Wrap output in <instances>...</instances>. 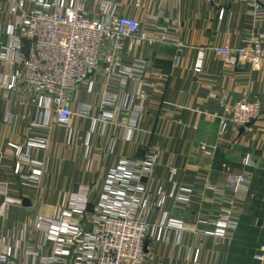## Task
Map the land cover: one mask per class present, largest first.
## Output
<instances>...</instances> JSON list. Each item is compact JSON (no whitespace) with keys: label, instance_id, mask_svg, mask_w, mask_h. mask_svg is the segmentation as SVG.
Listing matches in <instances>:
<instances>
[{"label":"crops","instance_id":"obj_1","mask_svg":"<svg viewBox=\"0 0 264 264\" xmlns=\"http://www.w3.org/2000/svg\"><path fill=\"white\" fill-rule=\"evenodd\" d=\"M71 1L36 0L24 10L64 11ZM77 1L92 20L125 16L150 37L166 38L132 49L128 38L117 45L103 41L97 70L65 93L72 116L62 125L36 87L15 83L7 89L25 48L14 31L21 12L11 13L10 0H0V248L13 249L9 264H73L75 222L89 235L94 222L87 212L107 195L115 198L108 208H130L149 225L144 264H260L264 62L254 71L216 50L238 49L248 34L264 38V5ZM123 67H132L137 79L123 75ZM140 90L145 98L136 96ZM254 98L260 118L235 129L226 121L229 108ZM8 144L23 147L20 168ZM30 175L37 179L24 182ZM114 176L119 179L111 184ZM238 176L247 187L236 193ZM128 193L138 196V204L122 200ZM221 211L229 219L218 223ZM40 218L44 226L38 229Z\"/></svg>","mask_w":264,"mask_h":264},{"label":"built area","instance_id":"obj_2","mask_svg":"<svg viewBox=\"0 0 264 264\" xmlns=\"http://www.w3.org/2000/svg\"><path fill=\"white\" fill-rule=\"evenodd\" d=\"M254 8H261L264 0H244ZM27 2L36 3V0H10L11 13L21 12L20 19L14 25L16 39L24 42L25 53H18L16 58L17 69L14 71L12 83L7 86L11 90L15 83L36 87L48 98L56 109L57 120L62 125H68L72 111L67 105L65 93L75 90L76 86L86 81L99 66V50L103 41L120 44L124 39H130V48L138 42L153 43L155 40H165V36L150 37L140 29L139 23L129 17L118 16L110 20H92L87 17L83 5L77 0L71 1L64 11H49L46 8L32 12L24 10ZM242 41V46L235 50L218 49L216 54L236 64L242 62L252 70L258 71L264 62V38L260 42L252 34ZM160 37V38H159ZM201 53L195 64V71L201 70ZM123 75L134 77L132 67H123ZM144 86L151 87L143 83ZM139 98H145L144 90L135 93ZM226 121L235 129L245 128L261 116V107L258 99L235 101L229 108ZM18 159L16 169L20 168V159L23 147L8 144ZM200 150L205 151L204 146ZM250 161L246 157L245 163ZM174 171V169H171ZM124 171V170H123ZM16 173V171H15ZM37 178L33 175L24 176L23 181L33 182ZM118 180V176L111 178ZM234 192H243L246 181L243 177H235ZM131 206L138 204V196L128 193L123 196ZM114 196L107 195L104 201L94 206L87 216L94 222V229L89 235H83L79 230V222H75L73 244L75 254L73 264H144L145 249L149 225L135 216L130 208L113 206ZM231 204V201H223ZM3 213V208H0ZM229 213L221 211L217 222L229 219ZM44 220L40 218L37 228L41 229ZM69 241V240H68ZM13 259L11 247L0 248V264H9ZM255 259L264 264V246H261ZM50 260L45 264H51Z\"/></svg>","mask_w":264,"mask_h":264},{"label":"rangeland","instance_id":"obj_3","mask_svg":"<svg viewBox=\"0 0 264 264\" xmlns=\"http://www.w3.org/2000/svg\"><path fill=\"white\" fill-rule=\"evenodd\" d=\"M249 126H250V125H249ZM247 127H248V126H247ZM245 128H246V127H245ZM240 129H244V128H240ZM200 151H201V150H200ZM201 152L204 153V154H206V155H210L209 152H203V151H201ZM171 172L174 173L175 170H174V171L171 170ZM233 191H234V190H233ZM218 214H219V212H218ZM217 216H218V215H217ZM216 220H217V218H216Z\"/></svg>","mask_w":264,"mask_h":264},{"label":"water","instance_id":"obj_4","mask_svg":"<svg viewBox=\"0 0 264 264\" xmlns=\"http://www.w3.org/2000/svg\"><path fill=\"white\" fill-rule=\"evenodd\" d=\"M26 202V201H25Z\"/></svg>","mask_w":264,"mask_h":264}]
</instances>
